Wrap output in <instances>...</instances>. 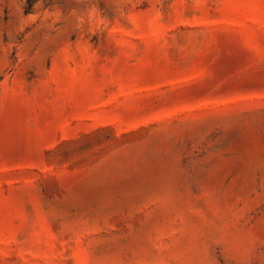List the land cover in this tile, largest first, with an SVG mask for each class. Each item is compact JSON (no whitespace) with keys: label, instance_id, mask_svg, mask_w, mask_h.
Masks as SVG:
<instances>
[{"label":"rangeland","instance_id":"rangeland-1","mask_svg":"<svg viewBox=\"0 0 264 264\" xmlns=\"http://www.w3.org/2000/svg\"><path fill=\"white\" fill-rule=\"evenodd\" d=\"M0 264H264V0H0Z\"/></svg>","mask_w":264,"mask_h":264}]
</instances>
